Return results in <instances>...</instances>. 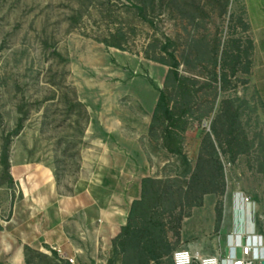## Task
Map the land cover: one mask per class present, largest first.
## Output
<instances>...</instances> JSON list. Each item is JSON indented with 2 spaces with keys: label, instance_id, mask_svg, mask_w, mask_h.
Masks as SVG:
<instances>
[{
  "label": "rangeland",
  "instance_id": "rangeland-1",
  "mask_svg": "<svg viewBox=\"0 0 264 264\" xmlns=\"http://www.w3.org/2000/svg\"><path fill=\"white\" fill-rule=\"evenodd\" d=\"M0 46V230L31 196L32 173L69 221L86 189L105 205L154 178L152 213L172 252L225 249L234 218L264 235V0H0ZM176 61L179 77L166 81ZM161 90L175 122L152 123ZM226 106L239 122L217 139ZM243 196L263 204L244 207ZM0 251V264H17ZM21 264L67 263L45 245L24 247Z\"/></svg>",
  "mask_w": 264,
  "mask_h": 264
},
{
  "label": "crops",
  "instance_id": "crops-1",
  "mask_svg": "<svg viewBox=\"0 0 264 264\" xmlns=\"http://www.w3.org/2000/svg\"><path fill=\"white\" fill-rule=\"evenodd\" d=\"M38 176L43 177V174ZM26 177L32 182L27 187L31 196H25L22 202L15 204L10 219L0 230V245L3 246L4 254L11 255L3 259L21 264L26 245L37 249L46 245L60 247L66 255L74 257L78 264H122L121 256L113 254V239L126 225L132 202L140 198L141 183L132 194L123 187L120 191L108 194L105 205L98 204L96 195L91 189H86L88 201L80 205L78 196L74 197L73 203L80 205L76 210L78 219L69 221L54 216L58 210L55 205L50 208L48 193L41 191L47 184L46 180H40L38 185L32 179V173ZM250 199V203L242 199L240 202L244 207L250 205L255 211L263 204L254 198ZM235 222L236 218L233 231L243 232L255 228L261 233L255 221L251 225L244 223L239 226Z\"/></svg>",
  "mask_w": 264,
  "mask_h": 264
},
{
  "label": "trees",
  "instance_id": "trees-1",
  "mask_svg": "<svg viewBox=\"0 0 264 264\" xmlns=\"http://www.w3.org/2000/svg\"><path fill=\"white\" fill-rule=\"evenodd\" d=\"M228 3V2H227ZM245 29H248L249 25L246 22H242ZM0 46V50H1ZM253 49V41L248 40V48L246 49L247 56L250 54V51ZM240 50V48H239ZM226 58L229 56V53L225 51ZM174 57V56H173ZM240 58V56L238 55ZM175 58V57H174ZM162 63H167L166 61ZM173 70L167 75L166 81H169L170 78L176 74V77H179L177 72L178 62L176 61L172 64ZM251 66V61L247 60V72H249ZM236 73V70H234ZM224 85L223 88L227 87V76L226 74L223 77ZM229 103L228 100H226ZM221 111L212 122V131L217 139L221 137V131L225 128H229L231 131L238 124V115L236 113L230 112L229 106ZM169 121L170 123L175 122V116L172 111V108L168 102V98L164 90L160 91L159 98L153 113L152 123L155 124L159 120ZM21 128L18 126L16 131H19ZM207 140L210 143L211 147V156H216V147L214 142L209 134ZM203 160V158H202ZM2 163L6 168L9 167V154L8 148L4 149L2 154ZM203 164L200 163L198 169L193 175L194 183H200L205 178ZM157 181L151 177H145L142 179L141 184V198L135 199L132 202L131 209L128 216L127 224L122 226L121 232L116 240V247L119 251L116 250V254L122 255V264H150L155 262L157 264H165L162 262V257L165 254H169L170 264H174L171 258L172 249L169 248L168 241L165 239V230L163 224L155 217L152 213L153 206L152 200L157 197L158 191H155L154 187ZM155 191V192H154ZM26 250H32V247L29 245L25 246ZM52 253L58 256V253L54 250H51ZM166 261V260H165ZM67 264H71L66 260Z\"/></svg>",
  "mask_w": 264,
  "mask_h": 264
},
{
  "label": "built area",
  "instance_id": "built-area-1",
  "mask_svg": "<svg viewBox=\"0 0 264 264\" xmlns=\"http://www.w3.org/2000/svg\"><path fill=\"white\" fill-rule=\"evenodd\" d=\"M245 202L250 197L243 196ZM62 259L78 264L74 257L66 255L58 246H51ZM174 264H262L264 260V235L255 228L245 231L235 230L226 238V247L219 248L213 254L193 251L191 247H181L172 252Z\"/></svg>",
  "mask_w": 264,
  "mask_h": 264
},
{
  "label": "water",
  "instance_id": "water-1",
  "mask_svg": "<svg viewBox=\"0 0 264 264\" xmlns=\"http://www.w3.org/2000/svg\"><path fill=\"white\" fill-rule=\"evenodd\" d=\"M262 264H264V260L262 261Z\"/></svg>",
  "mask_w": 264,
  "mask_h": 264
}]
</instances>
